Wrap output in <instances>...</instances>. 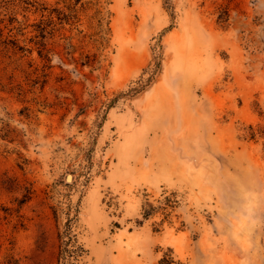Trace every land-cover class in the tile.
<instances>
[{"label":"rangeland","instance_id":"374dc122","mask_svg":"<svg viewBox=\"0 0 264 264\" xmlns=\"http://www.w3.org/2000/svg\"><path fill=\"white\" fill-rule=\"evenodd\" d=\"M0 264H264V0H0Z\"/></svg>","mask_w":264,"mask_h":264},{"label":"trees","instance_id":"16d2710c","mask_svg":"<svg viewBox=\"0 0 264 264\" xmlns=\"http://www.w3.org/2000/svg\"><path fill=\"white\" fill-rule=\"evenodd\" d=\"M25 200H26V198L20 200V203L24 202ZM67 237H68V239L70 240V239H71V234L68 233Z\"/></svg>","mask_w":264,"mask_h":264},{"label":"water","instance_id":"95a60500","mask_svg":"<svg viewBox=\"0 0 264 264\" xmlns=\"http://www.w3.org/2000/svg\"><path fill=\"white\" fill-rule=\"evenodd\" d=\"M70 178V179H69ZM71 174H67V176H66V181H71Z\"/></svg>","mask_w":264,"mask_h":264},{"label":"bare ground","instance_id":"6f19581e","mask_svg":"<svg viewBox=\"0 0 264 264\" xmlns=\"http://www.w3.org/2000/svg\"><path fill=\"white\" fill-rule=\"evenodd\" d=\"M72 177V176H71ZM70 179V178H69ZM72 180V179H71Z\"/></svg>","mask_w":264,"mask_h":264}]
</instances>
